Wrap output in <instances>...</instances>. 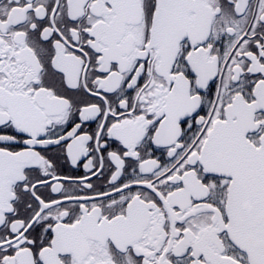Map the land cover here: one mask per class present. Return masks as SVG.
I'll use <instances>...</instances> for the list:
<instances>
[{"label":"snow or ice","instance_id":"obj_1","mask_svg":"<svg viewBox=\"0 0 264 264\" xmlns=\"http://www.w3.org/2000/svg\"><path fill=\"white\" fill-rule=\"evenodd\" d=\"M0 264H264V0H0Z\"/></svg>","mask_w":264,"mask_h":264}]
</instances>
